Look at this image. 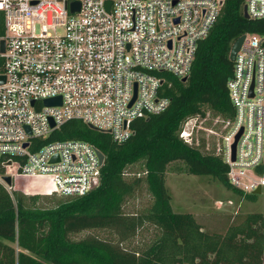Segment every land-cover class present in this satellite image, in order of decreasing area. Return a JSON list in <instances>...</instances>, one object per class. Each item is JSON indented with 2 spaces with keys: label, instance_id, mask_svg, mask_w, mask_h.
Here are the masks:
<instances>
[{
  "label": "built area",
  "instance_id": "2783aa9c",
  "mask_svg": "<svg viewBox=\"0 0 264 264\" xmlns=\"http://www.w3.org/2000/svg\"><path fill=\"white\" fill-rule=\"evenodd\" d=\"M223 2L0 0V184L5 190L11 194L17 180H38L72 198L98 185L99 149L80 139L47 138L76 119L117 143L128 139L134 118L167 108L160 73L187 77L197 44ZM244 6L248 17L264 18V0H244ZM243 35L226 82L233 118L216 114L214 123L222 129L207 130L218 136L214 153L227 165L229 184L252 193L264 186V35ZM48 98L60 103L46 104ZM198 117L191 115L180 126L178 136L188 144Z\"/></svg>",
  "mask_w": 264,
  "mask_h": 264
},
{
  "label": "trees",
  "instance_id": "16d2710c",
  "mask_svg": "<svg viewBox=\"0 0 264 264\" xmlns=\"http://www.w3.org/2000/svg\"><path fill=\"white\" fill-rule=\"evenodd\" d=\"M243 6L244 0H224L210 31L197 44L185 81L160 73L169 104L159 113L134 118L128 139L117 143L109 133L76 119L65 121L47 138L84 140L103 153L99 183L90 191L42 208L26 203L22 180L13 184L11 194L0 184V264H264L263 211L237 213L224 231H208L193 214L173 211L165 187L167 164L181 161L187 173L211 175L247 200L257 197L229 184L227 165L218 154L203 153L178 136L191 115L204 117L211 111L233 118L226 87L233 71L231 44L245 33L264 35V18L244 17ZM137 162L142 163L141 173L126 178V167ZM141 183L150 203L125 214L124 200ZM144 223L158 233L138 249H122L119 242L135 235ZM89 228H109L118 242L70 238Z\"/></svg>",
  "mask_w": 264,
  "mask_h": 264
},
{
  "label": "rangeland",
  "instance_id": "374dc122",
  "mask_svg": "<svg viewBox=\"0 0 264 264\" xmlns=\"http://www.w3.org/2000/svg\"><path fill=\"white\" fill-rule=\"evenodd\" d=\"M216 113L207 111L204 117H198L192 129L191 145L198 147L203 153L216 152L218 136L208 133V128L220 132L222 127L214 123ZM141 162L134 163L125 169V177L141 173ZM264 174V167H263ZM165 187L170 195V204L175 212L191 213L203 229L222 232L237 213L263 211L264 186L256 194L255 201L241 197L237 192L226 188L211 175L190 174L186 172L181 161L167 164L165 171ZM22 194L27 204L38 207H53L67 197L55 194L49 187L38 180H27L23 184ZM30 198V199H29ZM31 198L34 203H30ZM151 201L145 185L141 183L133 195L127 197L122 205L125 214H133L144 210ZM158 230L150 223H144L132 237L119 242L125 250H133L148 243ZM94 236L102 240L117 243L114 232L109 228H89L70 234L71 239Z\"/></svg>",
  "mask_w": 264,
  "mask_h": 264
},
{
  "label": "water",
  "instance_id": "95a60500",
  "mask_svg": "<svg viewBox=\"0 0 264 264\" xmlns=\"http://www.w3.org/2000/svg\"><path fill=\"white\" fill-rule=\"evenodd\" d=\"M77 9V3H72L71 4V10L73 11V10H76ZM243 16L244 17H248V15H247V12H246V7L245 6H243ZM243 37H244V35L242 34V35H240L239 37H237L233 42H232V44H231V47H230V50H229V59L231 60V61H233V59H234V55H235V53H236V51L238 50V48H239V46H240V44H241V42H242V40H243ZM262 45H264V42H262ZM2 79H3V77H1ZM183 81H185L186 79H187V77L186 76H184V77H182L181 78ZM251 89V88H250ZM251 91V90H250ZM46 104H59L60 103V98H48V99H46L45 101H44ZM51 124H53V123H51ZM89 127H91V126H89ZM91 128H93V127H91ZM238 137V134H237V136H236V138ZM234 146H235V142L233 143V145H232V149L234 150ZM98 157H99V160H100V163H102L103 162V159H104V155H103V153L100 151V150H98ZM4 180L6 181V183H10V177L9 176H4ZM21 190H23V187L22 188H20ZM261 192V188H260V186H258L257 188H255L253 191H252V193L253 194H258V193H260Z\"/></svg>",
  "mask_w": 264,
  "mask_h": 264
}]
</instances>
